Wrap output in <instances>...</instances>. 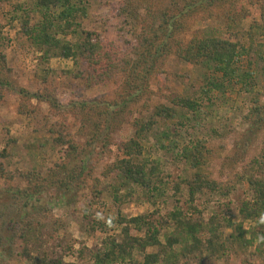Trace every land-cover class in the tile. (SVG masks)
I'll return each instance as SVG.
<instances>
[{
  "label": "trees",
  "instance_id": "16d2710c",
  "mask_svg": "<svg viewBox=\"0 0 264 264\" xmlns=\"http://www.w3.org/2000/svg\"><path fill=\"white\" fill-rule=\"evenodd\" d=\"M249 7L259 10L260 22H253L246 28L244 21L251 15ZM15 10L28 40L42 53L43 64L48 65L55 58L71 60L78 68L74 75L88 88L127 76L125 84L130 91L121 102L94 101L80 105L83 110L90 107L91 112H98L100 116L114 117L124 113L132 104L148 96L151 78L161 73L170 56L210 72L201 92L202 98L171 93L167 103L154 104L153 109L148 110V119H136L134 136L119 144L118 160L104 172L107 192L116 204L133 196V187L157 200L165 199L171 187L176 204L174 209L155 220L150 214L132 218L119 216L118 234L106 236L95 251L82 248L78 258H88L89 264H223L230 256L242 257L254 250L251 255L258 262L245 258L239 264H264V156L247 166L241 180L251 192V197L239 210L243 221L236 223L216 212L207 218L206 208H200L198 200H205L207 196L229 198L235 186H226L213 178L211 163L216 152L209 147V141L193 138L186 142L183 134L188 126L203 117L205 101L212 107L213 93L226 95L237 87H241L253 103L245 116L250 131L264 128V105L255 84L257 72L253 70L257 60L264 62V0H170L168 6L160 8H154L151 0H123L118 12L131 28L129 35L135 41L128 45V50L106 42L98 32L84 28L89 17L87 0H25L17 4ZM199 13H204L207 19H216L219 24L198 30L189 40L178 39V34L189 29L187 21ZM243 58L248 59L247 68L241 65ZM0 70L9 76L12 72L6 67L4 55ZM261 70L264 71V66ZM50 71L42 68L44 89L38 94L16 87L12 80L3 77H0V91L9 89L19 96L18 113L21 116L39 117L40 110L33 105L34 100L59 114L67 107L60 104L53 86L48 83ZM2 99L0 93V101ZM95 127L100 128L99 123ZM104 130L109 131L110 127L105 126ZM95 133L94 141L98 140L99 130ZM57 135L55 141L68 148L70 161H77L83 155L79 160L81 164L74 170H69L65 163L58 164L49 176L39 172L22 174L21 178L29 186L10 191L16 198L18 211L10 220L9 236H4L3 240L33 242L50 220L46 204L62 205L72 190L77 189L75 185L85 180L87 153L69 132ZM210 137L218 140L221 135L213 130ZM105 138L107 141L109 135ZM152 139H156L159 151L172 153L175 162L182 165L176 180L165 176L159 160L146 156ZM3 173L0 169V177ZM15 178L11 177L12 180ZM101 183V180H94L95 197L103 193L99 188ZM52 188L60 190L55 198L50 196ZM124 190L125 194H122ZM48 195L50 200L47 202ZM183 196L187 208L181 206ZM246 223L252 224L250 228L245 227ZM42 245L43 242L39 249ZM27 250L30 264H65L62 260L49 262L40 256L33 258L32 251ZM140 258L142 261L138 262Z\"/></svg>",
  "mask_w": 264,
  "mask_h": 264
},
{
  "label": "rangeland",
  "instance_id": "374dc122",
  "mask_svg": "<svg viewBox=\"0 0 264 264\" xmlns=\"http://www.w3.org/2000/svg\"><path fill=\"white\" fill-rule=\"evenodd\" d=\"M24 1L0 0V60L4 55L6 67L12 71L9 76L4 72L2 74L0 70V77L12 80L16 87L38 94L44 89L41 70L49 68L51 71L47 76L48 83L53 86L60 104L67 108L58 114L46 104L34 100L33 105L40 110L39 117H24L18 113L19 96L11 93L9 89L0 91L3 97L0 101V169L4 170V175L0 177V264H30L26 248L29 253L32 251L33 258L40 256L49 262L62 260L65 264H89L88 258H78L79 250L85 248L89 252L95 251L106 236H116L119 216L132 218L150 214L155 220L174 209L176 204L171 187L167 191V197L158 200L142 189L133 187V196L116 204L107 192L108 183L104 182V172L118 160L119 144L134 136L133 122L136 119H148V110L153 109L154 104L167 103L166 99L171 93H187L194 98H202L201 92L210 72L170 56L162 66L161 73L151 78L148 96L135 105L132 104L124 113H117L112 117L91 112L90 107L83 110L80 106L82 103L121 102L130 91L125 84L127 76L88 88L84 81L74 75L78 68L74 67L71 60L55 58L48 65L43 64L42 53L28 40L21 20L16 18V6ZM122 1L87 0L89 17L84 22V28L94 30L101 34L106 42H113L123 50H128V45L131 42L132 45L135 44V41L129 35L131 28L125 24L118 12ZM169 2L170 0H151L154 8L168 6ZM249 10L251 15L244 21L246 28L253 22H260L259 10L256 7H249ZM216 21L213 18L207 19L204 13L196 14L187 21L189 29L178 34L177 38L189 40L198 30L219 24ZM252 59L255 62V56ZM247 63L248 59L243 58L242 67L247 68ZM263 66L264 62L257 60L253 70L257 72L255 84L264 105V71L261 70ZM148 99L150 103L147 102ZM70 104L73 106H68ZM212 104L210 107L206 101L203 103L204 115L199 122L187 127L183 133L184 141L188 142L193 138L207 139L209 147L214 148L216 152V158L211 163L213 178L226 186H235V190L229 198L207 196L205 200L199 199L197 204L200 208H206L207 218L216 212L239 223L243 221L239 212L241 205L251 197L248 186L242 184L241 180L247 172V166L253 160L264 156V128L250 131L245 116L253 103L251 97L241 91V87L226 95L213 93ZM98 123L100 128L95 127ZM107 125L110 127L109 131L104 130ZM169 125L174 127L172 122ZM50 130L63 134L69 132L81 150L83 148L87 153L88 172L84 176L85 180L82 179L75 185L77 189L72 190L62 205H55L54 202L46 204L50 210V220L33 242L26 244L21 239L14 243L11 240H3L4 236H9L7 229L11 225L10 220L18 211L15 206L16 198L10 191L29 186L21 178L22 174L39 172L42 176H49L58 164H67L69 170H74L81 164L79 160L83 155L77 161H70L68 148L59 146L55 141L58 133L53 134ZM97 130L99 137L94 141ZM213 130L219 132L220 139L212 140L210 136ZM107 134L109 138L106 141ZM156 142V139H152L146 156L159 160L165 176H170L169 180L174 181L181 174L183 167L175 162L172 153L159 151ZM12 176L16 178L12 180ZM94 180L102 182L99 188L103 193L99 197H95L93 193ZM59 192V189L52 188L50 196L55 198ZM122 194H125V190ZM49 200L48 195L46 201ZM185 200L186 197L183 196L181 206L187 208ZM251 225L246 223L245 227L250 228ZM37 239L41 241H36ZM42 242V249H39ZM253 251L250 250L248 255L242 257L230 256L226 261L228 264H239L241 259L247 258L258 262L251 255ZM141 261L140 258L138 262Z\"/></svg>",
  "mask_w": 264,
  "mask_h": 264
}]
</instances>
